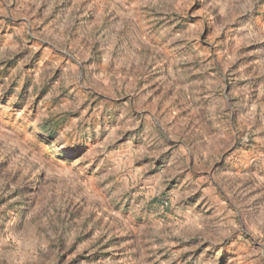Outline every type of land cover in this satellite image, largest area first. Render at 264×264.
I'll return each instance as SVG.
<instances>
[{"label": "rangeland", "instance_id": "374dc122", "mask_svg": "<svg viewBox=\"0 0 264 264\" xmlns=\"http://www.w3.org/2000/svg\"><path fill=\"white\" fill-rule=\"evenodd\" d=\"M0 264H264V0H0Z\"/></svg>", "mask_w": 264, "mask_h": 264}]
</instances>
